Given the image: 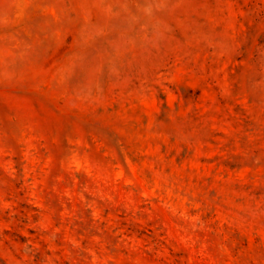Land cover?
I'll use <instances>...</instances> for the list:
<instances>
[{"label":"rangeland","instance_id":"rangeland-1","mask_svg":"<svg viewBox=\"0 0 264 264\" xmlns=\"http://www.w3.org/2000/svg\"><path fill=\"white\" fill-rule=\"evenodd\" d=\"M0 264H264V0H0Z\"/></svg>","mask_w":264,"mask_h":264}]
</instances>
